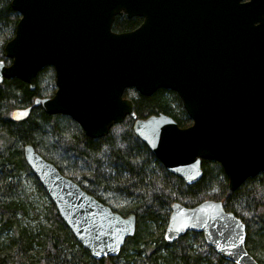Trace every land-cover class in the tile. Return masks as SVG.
<instances>
[{"label": "water", "instance_id": "water-1", "mask_svg": "<svg viewBox=\"0 0 264 264\" xmlns=\"http://www.w3.org/2000/svg\"><path fill=\"white\" fill-rule=\"evenodd\" d=\"M10 5L20 17L3 47L2 57L10 61L0 60V83L17 78L34 91L37 73L50 66L56 85L52 97L11 110L12 121L40 107L48 115L69 116L87 137L99 139L130 117L134 135L188 185L202 177V160L220 164L230 192L264 172V0H11ZM124 15L141 18L140 25L114 32L115 17ZM128 88L142 96L158 89L175 92L191 124L181 128L165 114L136 119L132 101L123 97ZM23 160L92 259L115 258L135 233V216L112 211L29 144ZM169 211L167 243L200 233L226 261L258 264L245 248V224L220 201L192 207L174 202Z\"/></svg>", "mask_w": 264, "mask_h": 264}, {"label": "trees", "instance_id": "trees-1", "mask_svg": "<svg viewBox=\"0 0 264 264\" xmlns=\"http://www.w3.org/2000/svg\"><path fill=\"white\" fill-rule=\"evenodd\" d=\"M10 3L0 0V33L13 35L20 16ZM141 20L116 16L112 30L131 31ZM7 40L0 43V51ZM0 60L9 62L1 56ZM54 90L50 66L37 73L34 91L17 78L0 83V264H233L216 254L200 233L188 232L172 243L164 240L170 205L180 202L192 207L204 200L220 201L226 211L241 219L247 252L264 264V172L230 192L220 164L202 160V177L188 185L169 174L134 135L130 117L99 139L87 137L69 116L48 115L40 107L21 122L11 120V110L29 107L34 98L52 96ZM123 97L132 101L136 119L165 114L181 128L191 124L173 91L158 89L142 96L128 88ZM27 144L112 211L122 217L135 216V233L115 258L96 261L74 239L23 160ZM29 192L45 200L42 219L34 215ZM32 215L33 224L28 222Z\"/></svg>", "mask_w": 264, "mask_h": 264}, {"label": "rangeland", "instance_id": "rangeland-1", "mask_svg": "<svg viewBox=\"0 0 264 264\" xmlns=\"http://www.w3.org/2000/svg\"><path fill=\"white\" fill-rule=\"evenodd\" d=\"M15 31V30H14ZM14 36V34L12 35L10 32H8V31H4L3 33H0V43L2 42V40L3 39H5V40H7V38H9V40L12 38ZM11 37V38H10ZM9 40H7V41H9ZM6 44V43H5ZM4 47V46H3ZM2 51H3V49H2ZM2 51H0L1 52V54H0V56L2 57ZM3 58V57H2ZM6 60H8V59H6ZM10 61V60H9ZM9 63V62H8ZM7 63V64H8ZM54 71V70H53ZM36 79V78H35ZM55 91H56V85H55V90H54V92H53V95H54V93H55ZM52 95V96H53ZM52 96H47V97H52ZM39 98H44V96H42V97H39ZM81 129V128H80ZM28 189H30L29 187H28ZM30 191V190H29ZM30 193V195L32 194V196H31V199L33 200V202H34V204H35V209H36V213L34 214V215H38V218L39 219H42V217H43V210H44V206H45V200L43 199V198H38L36 195H33L34 193L33 192H29ZM34 215H32V216H30L29 218H28V222H30L31 224H33L34 222H35V216Z\"/></svg>", "mask_w": 264, "mask_h": 264}, {"label": "snow or ice", "instance_id": "snow-or-ice-1", "mask_svg": "<svg viewBox=\"0 0 264 264\" xmlns=\"http://www.w3.org/2000/svg\"><path fill=\"white\" fill-rule=\"evenodd\" d=\"M37 103H39L38 101H37ZM235 239H237V240H239L240 239V236H239V234L237 233L236 234V237H235ZM241 242H243V241H241ZM237 245L235 244V243H233L232 245H230V247H233V248H235Z\"/></svg>", "mask_w": 264, "mask_h": 264}]
</instances>
